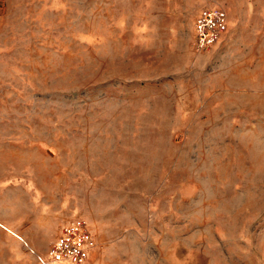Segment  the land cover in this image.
<instances>
[{
  "label": "rangeland",
  "instance_id": "374dc122",
  "mask_svg": "<svg viewBox=\"0 0 264 264\" xmlns=\"http://www.w3.org/2000/svg\"><path fill=\"white\" fill-rule=\"evenodd\" d=\"M205 6L227 25L206 49ZM264 0H0V264L88 224L83 264H264Z\"/></svg>",
  "mask_w": 264,
  "mask_h": 264
},
{
  "label": "built area",
  "instance_id": "2783aa9c",
  "mask_svg": "<svg viewBox=\"0 0 264 264\" xmlns=\"http://www.w3.org/2000/svg\"><path fill=\"white\" fill-rule=\"evenodd\" d=\"M264 29V10L261 16ZM227 25L225 11L218 6H205L192 21L193 44L206 49L224 33ZM93 234L81 217H72L56 227L54 236L42 256L41 264H81L94 248Z\"/></svg>",
  "mask_w": 264,
  "mask_h": 264
},
{
  "label": "crops",
  "instance_id": "0c3cea01",
  "mask_svg": "<svg viewBox=\"0 0 264 264\" xmlns=\"http://www.w3.org/2000/svg\"><path fill=\"white\" fill-rule=\"evenodd\" d=\"M93 249H94V248H93ZM93 249H92L91 252L88 254V256H90L91 253L94 251ZM88 256H87V257H88ZM87 257H86V258H87ZM86 258L84 259V261L86 260ZM84 261H83V262H84ZM83 262H82L81 264H83Z\"/></svg>",
  "mask_w": 264,
  "mask_h": 264
}]
</instances>
